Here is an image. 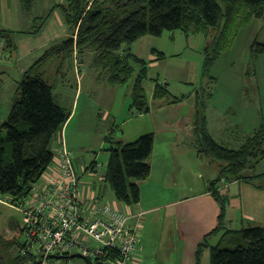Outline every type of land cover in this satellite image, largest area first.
<instances>
[{
	"label": "trees",
	"instance_id": "trees-1",
	"mask_svg": "<svg viewBox=\"0 0 264 264\" xmlns=\"http://www.w3.org/2000/svg\"><path fill=\"white\" fill-rule=\"evenodd\" d=\"M33 4L34 0H21L27 14H30ZM55 8L63 13L70 35L46 48L22 73L8 115L0 122V198L7 195L14 202L26 197L33 184L53 163L56 156L52 149L53 139L70 116L69 111L54 99L53 83L45 71L48 61L52 59L60 68L62 59L75 49L80 53L86 48L91 49L97 53L96 64L106 72L110 84H122L132 78L131 106L139 112L148 111L143 87L148 67L146 61L131 51V45L137 39L147 34L159 37L165 30L208 33L210 28H214V45L223 49L238 21L264 15V0H62L54 3L44 15L32 16L28 28H0V43L3 40L4 48L11 52L17 50L15 36L39 34ZM252 47L255 54L264 52V43L255 41ZM204 49L203 74L215 56L211 54L210 46ZM158 55L163 56V53ZM153 96H168V102L172 103L182 100L172 95L165 83L159 82L155 83ZM195 105L193 121L200 152L223 162L219 176L210 183L211 192L220 204L216 231L224 224L228 200L215 186L216 181L222 177L252 181L250 170L264 158V126L246 136L238 147L232 148L217 142L209 133L204 114L206 103L198 92ZM187 119L192 120L191 117ZM106 140L109 142L106 149L109 158L103 180L110 185L117 200L135 203L140 197L138 181L146 179L151 171L149 159L154 135L149 132L134 141L124 142L113 140L112 133H109ZM85 168V171L90 169L95 173L101 171L95 161ZM206 237L197 246V264L203 247L208 246ZM15 243L17 254L12 256L8 252L6 261L0 260L1 264H23V257L18 252L21 241L16 240ZM223 245L210 246V264H264V225L238 229L232 233L230 242Z\"/></svg>",
	"mask_w": 264,
	"mask_h": 264
},
{
	"label": "rangeland",
	"instance_id": "rangeland-1",
	"mask_svg": "<svg viewBox=\"0 0 264 264\" xmlns=\"http://www.w3.org/2000/svg\"><path fill=\"white\" fill-rule=\"evenodd\" d=\"M60 1L34 0L31 10L33 14L28 15L22 10L24 15L20 10V6L14 0H3L7 3V9H10L11 15L15 18L11 24L15 25L17 22L16 14L22 13L23 23L21 29L28 28L31 25L32 16L44 15L48 10L47 7ZM50 18L51 16L43 29ZM9 19H11V16H9ZM215 33L214 28H210L208 33L165 30L161 36L157 37L159 51L163 52L165 57L157 59L154 65L148 64L147 76L143 79V87L150 107L149 111L139 112L135 106H131L132 78L122 84H110L107 81L106 75L102 73L96 64V52L85 49L84 52L80 53L78 49H75L72 55L62 59L60 68L58 65H54L52 59L46 63L45 69L51 64L49 66L51 73L57 71L56 74H58L53 78L55 81L57 80L55 83L58 91H61L56 100L67 110H74L72 115V118H74H71L72 122L66 132L64 127L62 138L66 148L77 157L76 170L79 174H85L82 177L83 187L87 188L91 186L94 180L98 183L102 179L101 175L104 173L109 158V153L106 150L109 147V142L106 140L109 133H112L113 140L130 142L136 140L142 134L153 132L155 167L158 169L160 160L157 158L162 156V150L169 146L167 143L171 141V136L176 134L169 131L171 128L177 130V127L175 128L173 125L172 127L170 125L166 126V123L173 120L174 116L181 120L178 125V136H180V142L182 143L180 147L183 148L184 156L187 154L189 158L188 163L185 162L186 164L178 172L180 183L185 186L182 193L187 194L186 192H189L187 188L189 187L196 189L201 187V172H205L204 177L206 179L216 180L221 168L219 164H216L220 162L219 160H215V162L209 155L205 154L207 156H204L205 159L203 158L204 160L200 162L204 166L201 168L197 165L196 159L193 158L195 157L194 153L201 146L196 140L193 124L189 123L191 121L187 119V115H193L191 119L195 120L197 92L206 103L204 114L208 119V128L213 137L222 144L236 148L246 136L253 134L255 130L264 126V52L255 54L252 50L255 41L264 43V15L238 21L227 46L223 49L214 45ZM190 34L192 45L189 41ZM3 42L2 40L0 43V71L8 72L9 75L0 77V86H2L4 92H7L10 87L13 94L17 85L16 81L20 80L22 71H20V64H18L16 71L19 69V73L14 74L12 72V63L7 59L10 56L11 59H14L16 56L11 50L4 48ZM207 45L210 46V50H213L211 54L215 56L203 74L204 48ZM39 54L31 55L33 57L32 62L41 56ZM74 55L81 65L86 60L89 61L87 66L80 69L82 81L81 79L78 80L79 70L74 63L72 57ZM32 62L27 63V67ZM191 64H197V69L196 72L193 69V72H195L194 81L189 82L191 76L194 75L190 71V66H193ZM135 71H137V67H135ZM59 74L66 75L65 81L58 77ZM156 82L165 83L171 94L181 97L182 100L172 103L168 102V96L154 98L153 89ZM77 89L81 91L78 92L75 98ZM10 102L6 105L5 100L2 101L1 99L0 118L4 116L3 120L8 115ZM67 121L69 122V120ZM58 136L60 135H57L56 138ZM59 142L53 143L54 147H60L61 143ZM152 158L153 154L149 161ZM94 160L97 166L100 165L101 171L99 174L84 170V167ZM187 164L188 166L184 167ZM214 169L217 171L212 173ZM250 173L255 184L264 186V158L250 170ZM216 183L219 185V180ZM102 184L106 185L104 188L106 190H104V201L114 203L116 199L110 185L106 181ZM221 193L224 194L223 191ZM2 199L4 200H0V260L4 262L8 252L12 256L17 254L18 247L15 241L23 240L24 236L20 235L18 228V224L22 225L23 223L22 210L11 205L8 202L9 197L7 195L3 196ZM159 222L156 219L149 224L151 228L149 233L152 230L155 237L161 234L163 239L168 238V228L162 221L161 224ZM221 246L225 245L221 244ZM204 252L207 253V250H204ZM203 260V264H210L209 255H205ZM74 261L77 264L84 263V259L79 256L74 257ZM146 264L149 263L146 262Z\"/></svg>",
	"mask_w": 264,
	"mask_h": 264
},
{
	"label": "crops",
	"instance_id": "crops-1",
	"mask_svg": "<svg viewBox=\"0 0 264 264\" xmlns=\"http://www.w3.org/2000/svg\"><path fill=\"white\" fill-rule=\"evenodd\" d=\"M2 2L3 0H0V20L2 23L0 25L1 28L22 30L20 28L23 23L22 13L16 14L17 22L15 25L11 24V22L15 18L13 17V15H11L10 9H7V3ZM14 2L20 6V10L22 11L23 8L21 6V0H14ZM50 7L51 6L47 7L48 10ZM32 14L33 12L28 15ZM9 16H11V19H9ZM69 35L70 29L67 23L65 22L63 13L60 9L55 8L51 14L49 22L39 34L35 36L23 34L15 36L17 50L13 51L12 53L16 57H14V59H11L10 56L7 59L9 62L11 61L12 63V72H14V74H18L19 69L17 71L16 69L17 65L20 64V71H22L21 73H23L28 68V64L33 61V57H31L32 54L36 55L40 53L39 55H42L43 50H45L52 44L61 41ZM191 37L192 36L190 34L189 41H191L192 45ZM159 49L160 47L158 45L157 37L149 34L140 37L131 45V51L133 52V54L146 61L147 67L148 64L154 65L157 59H163L165 57V54L159 51ZM89 50L92 51L91 49ZM159 52L163 53V56H159ZM72 57L74 59L75 65L78 67L79 70V73L77 74L78 80L81 79L82 81L80 69L82 67L87 66L89 64V61L86 60V62L82 64V66L80 63H78L75 55ZM36 60H34V62ZM191 65L193 66H190V71L194 75L191 76L192 78H190L191 80H189V82L194 81L195 72L197 69V64ZM193 69L195 70V72H193ZM45 71L48 80L54 85L52 90L54 99L55 101H57V95L61 94V91H58L57 85L55 83L57 82V80L55 81L53 79L58 75L56 74L57 71L51 73L49 67ZM104 74L106 75V72ZM8 75V72L0 71V77ZM58 77H61L63 81H65L66 79V75L64 76V74H59ZM105 77H107V75ZM15 91L16 87L12 94V91L9 87V90L7 92H4V89L2 88V86H0V102L1 99L2 101L5 100V103L7 105L9 101L12 100ZM79 91L81 90L77 89L75 98L77 97ZM59 105L65 108L62 104L59 103ZM65 110L67 109L65 108ZM73 112L74 110L69 111V122L67 121L62 128L64 129L65 127V132L67 131L70 123L72 122V119L74 118H72ZM187 117L192 118L193 115H187ZM3 118L4 116L0 118V122L3 121ZM180 121L181 120L177 116H174L173 120H171L169 123H166V126L170 125V127H172L173 125V127H177V130L171 128L169 131L170 133L174 134L175 132L176 134L171 136V141L167 143V145L169 146L165 147L162 150V156L160 158H157L158 160H160L158 169H156L157 167H155V146L153 145V158L150 160V174L146 179L138 181L140 187L139 200L135 203L127 204L115 198L116 201H114V203L109 202L116 205L117 207H120L121 209L123 208L129 210L135 215L139 212H143L140 217L142 225L140 228L139 237V239L141 238L142 240H138L137 250L133 255L132 259L128 262V264H146V262H148L149 264H197V246L207 236L206 238L208 240V246H206L202 250L200 260L198 262V264H203V257L205 255L210 256V246L217 245L219 243L225 244L227 241L230 242L232 233H234V231L238 229L251 226V224L264 225V186L255 184L253 180L247 181L244 179H226L222 177L219 180V185L215 184V186L218 187L219 191H223L224 195L228 199L224 217V224L220 226L216 231L215 229L219 224L220 204L211 192L210 183L214 179H206L204 177L205 172H201V187L196 189L194 187L190 188L188 186L189 188H186L189 189V192H186L187 194L182 193V189L185 188V186L180 183V176L178 172L179 169L181 170V168H183V165L186 164L185 162L188 163L189 158L187 154V157L184 156L183 148L180 147V144H182L180 142V136H178V125L181 123ZM190 121L191 122L189 123L193 124L194 135L198 142L194 121L193 119ZM205 123L209 133L213 137L212 132L208 128L207 116L205 119ZM61 131H59L57 135H60ZM56 137L53 139L52 142L53 150L55 148L54 144L55 142L59 141L60 136H58V138ZM214 139L217 142L221 143L216 138ZM205 154V152H200V148L197 150V152L194 153L195 157L193 158L196 159L195 161L197 162V165L201 166V168L204 167L200 164V162L205 159L204 156H207ZM210 158L214 161L216 160L213 159L211 156ZM76 162L77 157L74 154L75 168ZM216 164H219L220 166H218L221 167L223 165V162L220 161ZM187 166L188 164L184 167ZM85 167L84 170H86ZM54 168H56V161L53 159V163L49 165L47 172L53 170ZM215 171L217 170L214 169L212 173H215ZM84 175V173H78L83 202L88 206L92 203H106V201H104V188L106 187V185L102 184V182H104L103 174L101 175L102 179H99L100 181H98V183L94 180L91 186L87 188L82 186V177H84ZM156 219L157 221H160V224L162 221V223L168 228V238L163 239L161 234H159L158 237H155L153 235L152 230L149 233V230L151 229L149 227V224L153 223V221ZM135 220V218L132 219V221ZM204 250H207V253L204 252Z\"/></svg>",
	"mask_w": 264,
	"mask_h": 264
},
{
	"label": "built area",
	"instance_id": "built-area-1",
	"mask_svg": "<svg viewBox=\"0 0 264 264\" xmlns=\"http://www.w3.org/2000/svg\"><path fill=\"white\" fill-rule=\"evenodd\" d=\"M62 135L63 129L61 146L54 148L56 168L47 169L26 197L8 200L23 213L18 249L23 264H77L75 253L84 259L80 264H88L85 259L128 264L137 250L143 212L135 215L109 202L86 205L74 154Z\"/></svg>",
	"mask_w": 264,
	"mask_h": 264
},
{
	"label": "water",
	"instance_id": "water-1",
	"mask_svg": "<svg viewBox=\"0 0 264 264\" xmlns=\"http://www.w3.org/2000/svg\"><path fill=\"white\" fill-rule=\"evenodd\" d=\"M73 256H79V257H80V254L75 253ZM85 260H86V262H87L88 264H110V263L103 262V261H92V260H90V259H85Z\"/></svg>",
	"mask_w": 264,
	"mask_h": 264
}]
</instances>
